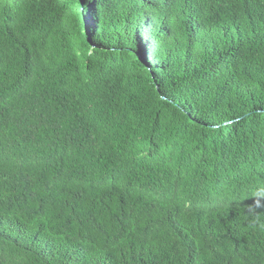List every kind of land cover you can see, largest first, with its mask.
<instances>
[{
	"label": "trees",
	"instance_id": "1",
	"mask_svg": "<svg viewBox=\"0 0 264 264\" xmlns=\"http://www.w3.org/2000/svg\"><path fill=\"white\" fill-rule=\"evenodd\" d=\"M0 264H264V0H0Z\"/></svg>",
	"mask_w": 264,
	"mask_h": 264
}]
</instances>
